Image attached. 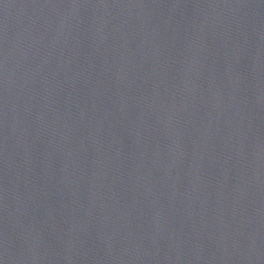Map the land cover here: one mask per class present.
<instances>
[{
    "label": "water",
    "instance_id": "1",
    "mask_svg": "<svg viewBox=\"0 0 264 264\" xmlns=\"http://www.w3.org/2000/svg\"><path fill=\"white\" fill-rule=\"evenodd\" d=\"M0 264H264V0H0Z\"/></svg>",
    "mask_w": 264,
    "mask_h": 264
}]
</instances>
